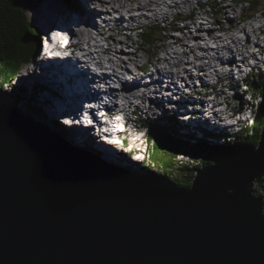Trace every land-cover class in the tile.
Returning <instances> with one entry per match:
<instances>
[{"label": "water", "instance_id": "water-1", "mask_svg": "<svg viewBox=\"0 0 264 264\" xmlns=\"http://www.w3.org/2000/svg\"><path fill=\"white\" fill-rule=\"evenodd\" d=\"M261 121L258 148L171 189L0 106V264H264Z\"/></svg>", "mask_w": 264, "mask_h": 264}, {"label": "bare ground", "instance_id": "bare-ground-1", "mask_svg": "<svg viewBox=\"0 0 264 264\" xmlns=\"http://www.w3.org/2000/svg\"><path fill=\"white\" fill-rule=\"evenodd\" d=\"M175 1L176 0H168V2H170V3H168L167 5L169 6L170 4L175 3ZM232 1H237V0H232ZM38 2H39V0H38ZM75 3L78 4V8L79 9L70 11L71 14L73 15V17L74 16L76 17V18L73 19V22L80 23V25L82 27H85V28L91 27V26L96 24V20L100 18V17H98V14L100 12H102V13H104V14H102L104 16L102 19H103V23H105V25L104 24H100V25H98V27L104 29V28H108V26L112 25V24H113V27H115V25H114L115 23L114 22L115 21H120V19H122V23H124V24H121L119 27H115V28L118 30L117 31L118 34H122V33L126 34L124 36V39H126V37L130 38V36L132 35V32H134L142 24L143 21L145 22V20H150L153 23H158L159 19H165L167 17V12L164 11V9L161 7V5L156 0H146V2L144 1L141 4H138V6H140V7L131 6L130 8H127L129 5H127V2L125 0H123V2H121L120 0H109V1L105 0L104 4L102 6L103 9L100 8L99 11H98V9L96 10V8H98L99 6L97 4H94V2H91V4L93 3L91 6L96 5V8L94 7L93 10H90V3L86 2L85 0H75ZM55 6H56V4H55ZM152 6H154L153 9H152ZM175 6L180 8L179 4H177V3H175ZM118 8L124 9L125 13H132L133 11H137V10H140L139 11L140 13H138V14L135 13L132 16H130V18H127V17L125 18V15L122 12H120V9H118ZM225 8L226 7H224V6L222 7V11H220V13H219L220 15L223 13ZM44 10H45L44 7L42 8V7L39 6L38 7L37 16H35L36 20L37 21L41 20L40 22L42 24H44V20L47 19V16L44 15V13L47 12V10H45V11ZM50 10H53V8H51ZM100 10H102V11H100ZM110 10H112V12L110 13L111 15L109 14ZM103 11H105L107 13H105ZM114 11H118L119 12V13H116L119 16L117 19H113L112 15L114 14ZM142 11L150 12V14H151L150 15V19H145L144 18L145 16L142 13ZM235 11H236V9L234 8V12ZM51 12L53 14H55L54 11H51ZM60 13H58V14H60ZM58 14H56V15H58ZM66 16H68V20L71 21V19H69V18H71L72 16H70L69 12H67L65 17H59V18H57V20H55V22L56 21L65 20ZM114 18H116V17H114ZM124 20H126L127 22L124 21ZM129 22H130L131 26H130V24H128ZM193 25L195 27L196 32L202 31L203 33H205V29L202 27L201 23H198V24L195 23ZM250 25H251L250 26V32L248 31L249 28H247V27H244L242 29V31H241V32H245V36L248 35V38H247L246 41H243L242 37L240 35L236 34V33L235 34L227 33L225 35H219V36L211 35L212 33L214 34V29H213V32L209 33V41L212 40V41H214L217 44V48L215 50L209 49L211 46H209L206 49H202V46H198V44H197V45L192 46V47L185 46L183 51H182V53H179V51L176 50L173 47V44H176V41H174L173 43H170L169 46L172 47V50H171L172 52L170 54L171 57H167L166 58L167 55H165L164 58H162V57H158L157 58L158 61H164L165 60L164 61V67H163V65H162V67H160V66L157 67V66H155V63H154V65H153L154 69L150 70L149 68H144L146 70V76H153V77L156 78L154 80L155 81V85L141 84V82L139 80H136L134 82L133 86L137 87V86L141 85V86H143L146 89L145 90L146 92H151V87L155 86L156 91L160 92V89H161V87H160V85H161L160 84V82H161L160 76H164L165 74H167L170 77L174 78L172 80L179 79V78H185V77H188V76H192V72L187 69L188 67L186 65H192V67L195 68L196 70H198L199 72L204 71L207 67H212V64L216 60V58L220 54H222L224 52H227V53H229L231 55H235V52L239 53V52H237V50H239V51H241L240 56H242L244 62H247V60L249 58H252L254 60L255 59V57H254L255 54H253V53L250 54L249 53V49L252 48L250 46L251 41H250L249 36L250 35H254L256 33L262 34L264 36V29H263L264 25H262L261 27H256V28L254 27V25H252V24H250ZM58 26H61V25L58 24ZM122 26H124V28H122ZM229 27L230 28L234 27V24L233 23L230 24ZM99 28L96 27V31L94 32V33H98L97 38H99V34L101 33V30ZM188 28L189 27L187 25L186 29H188ZM48 29L50 30L51 28L48 27ZM60 30L61 29L59 28L58 32H60ZM223 31H227V29L224 28ZM71 36H73V35H71ZM111 37L112 36H110L109 38H111ZM81 38H82V41L84 43H86V45H87V47L83 48L84 57H86L87 60L86 61H81V63L86 64L88 62H91L92 64L96 65L97 67H99L101 69H105V71L103 72V75H106V76L98 77V80H99L100 83H102V82H104V81H106L108 79L111 80L112 78L118 79L120 77V75L124 76V75H132L133 74L132 73V71H133L132 67L130 66V68H128V64L136 65V62L139 61L140 56H138L135 53H130L131 51L128 52L129 54H127L126 52L123 51V54H127V55H129L131 57H129L128 61L127 60L125 61L124 59L123 60L121 59L120 62H117L114 59H112L111 56H109L107 58L106 52H108L109 55H111L110 53L112 52V49L111 48H109V49L105 48L104 49L102 44H100V42L98 41V39L97 38L94 39V37L89 32V30L86 31L84 29L83 33L81 32ZM184 38L185 39H192V38H194V35H192V36L185 35ZM124 39L121 40V41H118V40L115 39L113 41L116 44H120V43L124 44V43H126V41H124ZM172 39L173 38L170 37V36H165V38H163V40L165 41V44H167L166 42H168L170 40L172 41ZM194 39L196 40V39H199V38H194ZM261 41H262L261 43H264V38ZM261 43L257 42V47H260ZM132 44H134V41L132 42ZM163 47L166 48L168 46H163ZM194 47L197 48L196 49L197 52H195V53H194V49H195ZM213 48H215V47H213ZM221 51H222V53H220ZM114 52L119 54V55H122V50L116 49ZM161 52H162V50H161ZM165 52H166V50H165ZM103 53H104V57H106V58L103 57ZM181 55H187V57L189 55H193L194 60L190 61V62L188 61V63H186V61L180 60L181 59L180 58ZM133 56H136L137 59L134 60L132 58ZM260 56H263V55H260ZM39 59H40V56L36 57L34 62H36V60H38V63H39L40 62ZM176 59H178V61ZM199 61H201L203 63L202 64H196V62H199ZM176 62H178V63H176ZM32 63H33V61H32ZM160 64H161V62H160ZM137 65H139V63ZM143 65H145V64H143ZM179 67H181L180 70H179ZM128 69H130L129 70L130 74H125L124 71H126ZM44 71H45V74H49L51 77H53V80L51 82V81L47 80V77L42 76V78H43L42 81L51 90H53V92L56 91L57 94L55 93V97H58L60 94H62L65 91L64 89H65L66 85H68V82H62L63 74H61V78L59 79L57 74H52L54 71H47V70H44ZM214 71H216V70H214ZM80 72H81V70L77 67L75 69L76 79H79L81 82L82 81H86V80L89 79L88 77H85V76H82L81 74H79ZM29 73H30V76L32 78H34L35 75H36V70H34V69L29 70ZM118 73H120V74L118 75ZM212 74L213 73H209V75H207L205 73L204 76L205 77L212 76ZM231 74L232 73L229 71L228 72L229 78H231ZM135 75H139V73L136 72ZM250 75H252V74L248 73V77H250ZM36 78L39 80V76L36 75ZM223 78H225V77L223 76ZM219 81L221 83L223 81V79H219ZM32 84H37V82L32 83ZM111 84H113V83H111ZM49 85L52 86V87L57 88L59 91L54 89V88H51ZM84 87L86 88L87 86L84 85ZM129 87H130V85L127 83L126 86H124L122 88L121 92L120 91L119 92H111L112 87L110 86L109 88L106 89V92H108L107 93L108 96H112V95H114L116 93L118 95H121L124 100H129V101L135 100L133 98H135L134 94L137 95L136 92H133V91L126 92V91H124L125 89H127ZM202 90H205V89H200L199 91H202ZM248 91H249V89H248ZM219 93H221V95H224V93H222V92H219ZM141 95L143 96L142 98L144 99L145 98V94L142 93ZM158 95H161V92L158 93V94H154V97H155V99L157 98L158 101H160ZM233 95L235 97H237V96L240 97L241 96V95H235L234 93H233ZM113 97H115V96H113ZM179 98L182 99V94L180 92H179ZM198 98H200V100H199L200 103H209L211 105V111L215 108V106L217 104V102L216 103H214L212 101L210 102V100H208L206 98V94H204V93L201 95V97L199 96ZM216 98H217V96H216ZM63 99H64V97H63ZM217 99L220 100V98H217ZM225 99H226V97H225ZM183 103L186 104L185 101H183ZM238 109H239V107H238ZM237 112L241 113L240 111H237ZM204 113H205V111L203 109L198 108V110L196 112V114H198V118H197V121H196L195 124H198L199 117L203 116ZM212 115L215 118V120H217L216 122L224 121L223 113L220 110H218L217 108L214 109V112H212ZM61 116H63V115H61ZM231 118H232V114L231 113H227V119H231ZM57 119H58V116H57ZM62 121H63V125H66V123H67L66 127H69V126H72V125L74 126L76 124V123L74 124V120L73 119L71 120L70 117L68 119L64 118ZM234 126H236V125H234ZM234 126H233V128H234ZM136 130H138V129H136ZM97 136L99 137V135H97ZM81 139H82L81 137L78 139L79 142L81 141ZM112 143L116 144V145L119 144V142H111V144ZM113 146H115V145H113ZM109 147H110V145H109ZM117 147L121 148L119 145ZM111 148H112V146H111ZM131 156L133 158L132 152H131ZM132 158H131V160H132ZM132 161H134V160H132ZM146 174L147 173H145V175H142V178L147 177Z\"/></svg>", "mask_w": 264, "mask_h": 264}, {"label": "trees", "instance_id": "trees-1", "mask_svg": "<svg viewBox=\"0 0 264 264\" xmlns=\"http://www.w3.org/2000/svg\"><path fill=\"white\" fill-rule=\"evenodd\" d=\"M34 0H0V92L6 87L14 85L18 79L20 69L27 63H32L36 50L39 49V39L41 33L39 29L33 26L27 18L28 12L32 9ZM260 0H250V10H254L259 6ZM260 78V79H259ZM249 87L253 93L261 94V102L253 115L252 125L245 126L239 134L242 137L241 142H231L230 140H222V145L213 144V140L219 139L216 134L203 131L201 138L194 140L196 144L188 143L193 138L191 134L184 135V139L180 137L176 130L173 118H165L164 121H153L152 126L148 128V139L151 143L147 146L148 162L145 164L146 176L144 181H151L159 186H169L171 189L176 187L188 189L191 186L189 179L193 176V170L199 172L202 168L211 166L213 160L222 152L236 153L241 145L248 148L256 149L260 142L261 119L264 114V74L249 83ZM28 92L24 97L28 96V104H32L35 100V94L39 93V88H33V94ZM35 93V94H34ZM11 99H18L17 95L10 96ZM239 99L240 97H236ZM29 104V105H30ZM30 108V107H29ZM32 110V108H30ZM55 129L63 130V125L55 122ZM174 125V126H173ZM66 132V131H65ZM204 143L207 146H204ZM196 146V148L194 147ZM198 145V146H197ZM187 146L190 152L185 148ZM218 147V148H217ZM188 155L194 157L202 154L199 166L188 168L182 166L175 167L173 163L174 155ZM197 155V156H195ZM165 160L172 162L169 167L170 172L175 169L179 171L180 178L186 179L187 184L183 185L180 178H171L172 174H158L153 166L164 169L166 166L162 164ZM142 176V175H141ZM264 186V178L262 179ZM264 200V198H263Z\"/></svg>", "mask_w": 264, "mask_h": 264}, {"label": "rangeland", "instance_id": "rangeland-1", "mask_svg": "<svg viewBox=\"0 0 264 264\" xmlns=\"http://www.w3.org/2000/svg\"><path fill=\"white\" fill-rule=\"evenodd\" d=\"M86 2H88V3H90V10H93V8L95 7L96 8V5H93V6H91L92 4H91V2H94V4H97L99 7L98 8H96V10L98 9V11H99V9L101 8V9H103V4H104V1L105 0H85ZM109 1V0H108ZM121 2H123V0H120ZM126 2H127V5H129L127 8H130L131 6H137V7H140V6H138V4H141L142 2H146V0H125ZM41 2V3H40ZM69 0H39V2H38V0H34V2H33V7L34 6H37L38 5V7L40 6V7H44V9L45 10H47V12H45L44 13V15L45 16H47V19H45L44 20V24L45 23H48V27L49 28H52L53 26H54V22H55V20H57V18H59V17H65V15H66V9H67V6L69 7ZM96 2V3H95ZM232 2H235V3H237V1H232ZM40 3V4H39ZM42 4V5H41ZM55 4H56V6H55ZM102 4V5H101ZM187 5V6H186ZM180 6V5H179ZM195 6V4L194 3H186L185 4V7L188 9V8H191V7H194ZM153 7V6H152ZM181 7V6H180ZM246 7H248V4H245V3H243V4H241V6H240V8L237 6L235 9H236V11L235 12H238V13H234V9H231V13H230V18H236V17H238L240 14H244L245 13V16H249V17H255L256 18V15L255 14H258V13H264V0H260V4H259V6H257V8H255L254 10H249V11H247L246 10ZM51 8H53V10H50ZM118 9H120V12H121V8H118ZM44 10V11H45ZM246 10V11H245ZM49 11V12H48ZM51 11H54L55 12V14H53ZM100 11H102V10H100ZM140 10H137V11H133V12H139ZM175 11H177L178 12V10H175ZM205 11L206 12H209V9L208 8H206L205 9ZM232 11H233V13H232ZM60 13V15H59V17L58 16H56V14H58V13ZM97 12V11H96ZM103 12H105V11H103ZM112 12V10H110V12H109V14ZM142 12H144V11H142ZM51 13V14H50ZM65 13V14H64ZM105 13H107V12H105ZM114 13H119L118 11H114ZM48 14V15H47ZM70 14V16H72L73 17V15L71 14V12L69 13ZM102 14H104V13H102V12H100L99 14H98V17H100V15H102ZM124 14H126V13H124ZM135 14V13H134ZM111 15V14H110ZM129 15H132V14H129ZM146 15H151L150 14V12H147V14ZM34 16H35V13L34 14H31L30 12H29V14H28V20H29V22L33 25V26H35V27H37V28H39L38 27V25H37V23L34 21ZM37 16V15H36ZM56 16V17H55ZM126 16V15H125ZM78 17V16H77ZM127 17V16H126ZM74 18H76L75 16H74ZM81 18V17H80ZM106 18V17H105ZM69 19H71V18H69ZM113 19H117V18H113ZM220 19H222V16L220 17ZM259 19V17L257 18V20ZM35 20H36V18H35ZM40 20V19H39ZM98 20V19H97ZM41 21V20H40ZM124 21H126V20H124ZM60 22V21H59ZM59 22H57V23H59ZM127 22V21H126ZM115 24V27H119L121 24H124V23H122V19H120V21H115L114 22ZM257 23H260L259 25H257V24H252V25H254V27L256 28V27H261L262 25H264V23H261V21H257ZM128 24H130V22L128 23ZM134 24V23H133ZM169 27H172V25L171 24H167ZM130 26H131V24H130ZM168 26H166V24H163V25H160V26H156V27H154V28H148V29H145L144 31H143V33H142V35H141V37H139V33L141 32V31H139V32H137V31H135L134 33H132V35L130 36V38H127L126 37V39H124V36L126 35V34H118L117 33V30H116V28L115 27H113V30L112 31H108V28H110V27H112V25H110L107 29H103V28H99L100 30H101V33L99 34V37H102L103 39H106L107 38V43H106V46H107V49H109V48H111L112 49V52L110 53L111 55H109V53L108 52H106V56H107V58L109 57V56H111V58L112 59H114L115 61H117V62H120L121 61V59L123 60H127L128 61V59H129V57H131V56H129V55H127V54H129L128 52L129 51H131L130 53H135V54H137L138 56H140V59H139V61L138 62H136V65L139 63V65L140 64H143V63H145L147 60L148 61H151V64L149 65V68H151L150 70H152V69H154V67H153V65H154V63H155V66H157V67H162V65H163V67H164V61H158V57H162V58H164L165 57V55H167L166 56V58L167 57H171V50H172V47L171 46H169V44H170V41H168V42H166L167 44H165V43H163V38H165V36H167V35H169V30L167 29L168 28ZM250 26L251 25H249L247 28H249L248 29V31L250 32ZM163 27H165L164 29H163ZM217 27V26H216ZM241 27V26H240ZM239 27V28H240ZM122 28H124V26H122ZM86 30L87 31V29L85 28V27H83L82 29H81V32L83 33V30ZM103 29V30H102ZM194 29H195V27H194V25L192 24L191 25V27H190V30L192 31V33L191 34H189L190 33V31L188 32L187 31V33L188 34H186V35H188V36H192V35H194L195 34V31H194ZM263 29H264V27H263ZM49 30V29H48ZM198 33V35H200L201 36V34L200 33H203L202 31H200V32H197ZM204 34V33H203ZM211 35H216V36H219V35H222V34H211ZM110 36H112L111 38H108V37H110ZM252 36H255L256 38H257V40H258V42H262L261 40L264 38V36L262 35V34H259V33H256V34H254V35H250V37H252ZM260 38V39H259ZM118 40V41H121V40H123L124 39V41H126V43H124V44H122V43H120V44H116V43H114V41L113 40ZM81 40H82V38H81ZM134 41V44H132V42ZM186 41H187V43L190 45L191 44V46H195V45H197V43L199 44L198 46H200V43L198 42V41H195V40H193V39H186ZM212 43H213V41L212 40H210ZM189 42H191V43H189ZM101 44L103 45V48L105 49V47H104V44H103V42H101ZM165 44V45H164ZM168 46V47H163V46ZM233 46V45H232ZM231 46V47H232ZM86 46L84 45V47L83 48H85ZM139 47V48H138ZM136 48H138V50L135 52V50H136ZM171 48V49H170ZM195 49H194V53L195 52H197V48L196 47H194ZM116 49H118V50H122V55H119V54H117V53H115L114 51L116 50ZM161 50H162V52H161ZM165 50H166V52H165ZM123 51L124 52H126L127 54H123ZM120 52V51H119ZM237 52H239V54L241 53V51H239V50H237ZM169 53V54H168ZM220 53H222V51L220 52ZM108 54V55H107ZM188 55V54H187ZM187 55H181L180 56V60H183V61H186V59L189 57V59H191V58H193V57H191V56H188L187 57ZM195 56V55H194ZM103 57H104V53H103ZM118 57V58H117ZM185 57V58H184ZM255 57V56H254ZM104 58H106V57H104ZM134 60L135 59H137L136 58V56H133L132 57ZM179 58V57H178ZM194 59V58H193ZM177 61H178V59H176ZM39 61H40V59H39ZM108 61V60H107ZM157 61V62H156ZM160 62H161V64H160ZM175 62V61H174ZM176 63H178V62H176ZM32 64L33 63H27V64H25V66H23L21 69H20V73H19V76H18V79L16 80V82L14 83V85H12V86H8V87H6L5 88V90H3V92H0V106H4V108H12V107H14V108H16V110H19V111H21L22 112V114L25 116V117H30V118H32L34 121H36L37 123H39V124H42L43 126H45L46 128H47V130H49V131H53V132H55V133H58L57 132V129H55L54 127H55V125H56V123L54 122V121H51V120H49V116L47 115V106H44L43 105V103L41 102V98H43V96H41V94L39 95V100L38 99H35L34 100V102L32 103V104H28V102H27V98H28V96H26V97H24V95L27 93V91H28V89H31L32 87H35L36 86V84H32V83H35V82H38V79L36 78L35 79V77L34 78H32L31 76H30V73H29V70H32L33 69V66H32ZM136 65H131V64H128V68H130V66L132 67V69H133V67L134 66H136ZM185 66V65H184ZM143 68H148L146 65H143L142 66ZM181 69V67H179V70ZM121 70V69H120ZM129 70L130 69H128V70H126V71H124V73L125 74H130V72H129ZM175 71V70H174ZM41 72H45L44 70L43 71H41ZM63 74V73H62ZM120 73H118V75H119ZM264 74V73H263ZM263 74H262V72H260L258 75H257V77L259 76V77H261V76H263ZM37 76H38V74H37ZM42 76H45V77H47V80H49V81H51L52 82V80H53V77H51L49 74H45V73H43L42 74ZM231 76H232V74H231ZM205 77V76H204ZM257 77H255V79L257 78ZM49 78V79H48ZM250 78V77H249ZM43 79V78H42ZM220 79H224L223 77L222 78H220ZM260 79V78H259ZM50 86V85H49ZM51 88H54V89H56V90H58L57 88H55V87H52V86H50ZM247 88H245V90H246ZM53 90H51L50 89V92H52ZM59 91V90H58ZM55 93H56V91H54ZM133 92H136V91H133ZM222 93H224L223 91H221ZM57 94V93H56ZM221 94V93H220ZM248 94L250 95V92H248ZM14 95H17L18 96V99H16V100H14V99H11L10 98V96H14ZM135 95V98H133V99H135V100H142L143 98V96L141 95V94H134ZM242 95H244V96H246V94H242ZM249 95H247L246 97L249 99L250 98V96ZM113 96H115V95H112L111 97H113ZM224 97H226V95H225V93H224V95H223ZM48 97V96H47ZM129 101V100H128ZM32 108V110L30 109V108ZM240 109V108H239ZM238 109V111H240ZM249 111V110H248ZM228 113H230V112H228ZM239 113V112H238ZM244 113V112H243ZM242 114V113H241ZM159 116V113H155L154 114V116H153V118H156V117H158ZM58 123H60L59 121H57ZM150 122V121H149ZM62 123H63V121H62ZM234 125H236L237 126V124H234ZM231 128H233V126H230ZM76 136V135H75ZM77 137V136H76ZM73 139V138H72ZM83 140L81 139V142H82ZM113 144V143H112ZM77 146V145H76ZM118 146V145H117ZM198 146V145H197ZM78 147V146H77ZM80 147V146H79ZM194 147L196 148V146L194 145ZM185 148L187 149V151L188 152H190V150H189V148L187 147V146H185ZM101 149H102V154H104L106 157H107V160L106 161H108V162H110V163H113V162H115L120 168H122L123 170H125V171H127L128 173H135V175L137 176V174H136V172L134 171V170H131L132 168H131V166L129 165V161L128 160H126V158H125V156H124V154H121V153H119V152H116L115 150H111V148H109L108 147V145L105 147V146H101ZM253 149V148H252ZM98 152H100V154H101V151H98ZM203 156L202 155H199L198 157H194V161H192V162H189V160H192V157L190 156L189 157V159L187 158V157H185L184 155H174V160H173V163H175L176 165H175V167L178 169V168H180V167H182V166H187L188 168H191V167H197V166H199L200 164H199V161H200V159L202 158ZM115 158V159H114ZM131 161V160H130ZM162 164L163 165H165L167 168H166V173L164 172V169H162V168H159V170L157 169V168H155V172H158V174L159 175H161L162 173L163 174H165L166 176H167V174H172L171 176V178H173V179H175V178H180V175H179V171L178 170H174L173 172H170V169H169V167H172V162L171 161H169V160H165L164 162H162ZM199 164V165H198ZM133 171V172H132ZM161 172V174H160V172ZM193 176L189 179V181H190V183H192V180L194 179V177L197 175V172L195 171V170H193ZM180 181L181 182H183L182 184L183 185H186L187 184V180L186 179H183L182 177L180 178ZM259 195H262V197L264 198V193L263 192H261V194H260V192H259ZM263 200V199H262ZM264 201V200H263Z\"/></svg>", "mask_w": 264, "mask_h": 264}, {"label": "clouds", "instance_id": "clouds-1", "mask_svg": "<svg viewBox=\"0 0 264 264\" xmlns=\"http://www.w3.org/2000/svg\"><path fill=\"white\" fill-rule=\"evenodd\" d=\"M69 7L67 6V9H66V12H69L70 13V11L71 10H78L79 8H78V4H76L75 3V0H69ZM32 6H33V4H32ZM31 14H34V13H36L35 14V16L37 15V13H38V5L37 6H34V7H32V9L29 11ZM29 12H28V14H29ZM28 14H27V18H28ZM65 14V13H64ZM59 15L60 14H58V15H56V16H58L59 17ZM35 16H34V21L37 23V25H38V29H39V32L41 33V39H39V41L38 42H43V37H44V35H49V36H53V34H54V28L57 26L58 27V24H60L61 26H62V24L63 23H65L64 21H66V22H68V25H69V27H70V30H71V32H70V34H72L73 36L74 35H76V33H77V31H76V29L74 30L73 28L74 27H76L77 26V23L76 22H73V19H74V17H71V21H69L68 20V16H66V18H65V20H62V21H56V22H54V26L50 29V30H48V23H45V24H42L40 21H37V20H35ZM29 21V20H28ZM57 22H59V23H57ZM37 28V27H36ZM61 31L58 33V39H59V41H61L60 40V36H61ZM68 35V37H69V33L67 34ZM71 38H72V36H70ZM80 38H81V35H80ZM36 57H38V55H35L34 56V58H36ZM33 61H34V59H33ZM42 61V63L44 64V63H46V61L47 60H45V59H42L41 60V57H40V62ZM35 64L37 65V64H39L38 63V60H36V62H35ZM36 68H35V66H34V70H35ZM37 75V74H36ZM36 75H35V79H36ZM38 76H39V80H38V82H37V84H36V86L35 87H38L39 88V93H37V94H35V99H40L39 98V95L41 94V96H43V98H41V102L43 103V105L44 106H47V115L49 116V120H51V121H54V122H57L56 120H54V119H57V118H55L56 116H58V114H55L54 116H52V114H51V110H52V112L54 111V107H53V104L51 105L50 103H49V99H48V92L47 91H50V88L46 85H44V82L42 81V74H38ZM33 88L34 87H32L31 89H28V95H30V93L31 94H33ZM57 113H59V111H57ZM62 114H60V116H61ZM59 117V116H58ZM54 118V119H53ZM60 124H61V122H60ZM62 125V124H61ZM117 137H118V135H117ZM85 141H87V142H89V140H85ZM90 143H92V142H90ZM92 144H94V143H92ZM95 145V144H94ZM105 147L107 146V144L106 145H104ZM121 154H124V156H125V158H126V160H128L130 163H129V165L131 166V170H134L135 172H136V174H137V176L140 178V179H143L142 178V176H140V175H145V173H146V167H145V164L148 162V154H146V161L144 162V160H142V158L140 159V158H138V159H136L135 157V155L134 154H132L133 155V158H132V156L128 153L127 154V152H126V150L124 151V152H122ZM131 158H132V160H134V161H132L131 160ZM131 160V161H130ZM154 167V169L155 168H157L156 166H153ZM133 172V171H132ZM134 173V172H133ZM135 174V173H134ZM144 180V179H143ZM191 187V186H190ZM189 187V188H190Z\"/></svg>", "mask_w": 264, "mask_h": 264}, {"label": "built area", "instance_id": "built-area-1", "mask_svg": "<svg viewBox=\"0 0 264 264\" xmlns=\"http://www.w3.org/2000/svg\"><path fill=\"white\" fill-rule=\"evenodd\" d=\"M156 1H158V3L161 5V7H164V9H167V10H169L171 7H174L175 3H177L181 6V9L183 11L182 13H187L192 8L193 9L197 8V10H195V12L199 17L202 16L203 13H206L204 11V9H206V8H208L210 14L212 16H214L215 15L214 11H216L218 9L222 11L223 6L226 7L224 10L225 12L227 10L231 11V9H234L237 6L240 8V6H241V3H238V2L235 3V2H232V0H176L175 3H172L169 6L167 5L168 3H170V2H168V0H156ZM186 3H194L195 6L187 9L185 7ZM201 8H202V10H200Z\"/></svg>", "mask_w": 264, "mask_h": 264}]
</instances>
